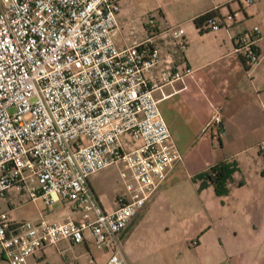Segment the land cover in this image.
Segmentation results:
<instances>
[{"label":"built area","instance_id":"2783aa9c","mask_svg":"<svg viewBox=\"0 0 264 264\" xmlns=\"http://www.w3.org/2000/svg\"><path fill=\"white\" fill-rule=\"evenodd\" d=\"M120 10V0H0V196L16 188L79 212L16 220L0 211V264H30L46 245L87 235L107 252L104 264H129L121 233L182 158L154 91L191 69L161 64L151 36L119 45ZM237 15L218 11L206 24L229 28ZM168 29L183 49V27ZM258 32L235 37L250 67ZM221 122L215 104L206 126L220 133ZM110 164L123 191L105 208L88 177Z\"/></svg>","mask_w":264,"mask_h":264},{"label":"crops","instance_id":"0c3cea01","mask_svg":"<svg viewBox=\"0 0 264 264\" xmlns=\"http://www.w3.org/2000/svg\"><path fill=\"white\" fill-rule=\"evenodd\" d=\"M253 1L255 2L247 8L243 6L242 0H205L199 3L185 19L172 24L180 25L184 29L186 46L183 49L177 47L172 39L166 38V27H160L158 32L150 31L152 42L159 50L161 64L168 60L180 69L189 67L191 71L185 74L182 80L162 83L160 89L154 91L156 97L160 98V110L182 158L168 171L154 197L144 206L145 209L157 201H162L161 194L170 182L179 176L189 178L197 189L199 183L205 180L196 177L198 173L223 161L233 166L226 182L228 191L224 194L215 192L213 200L216 202L207 197L203 198L202 202L204 206L213 205L219 208V215L214 216L215 224L221 226L227 222L235 230H224L219 246L208 245L205 240L208 228L202 230L196 244L185 247L188 250H185L188 255L185 264H264V155L259 149V142L264 138V26L254 24L259 27V37L256 41L260 53L258 63L247 68L241 56L234 50L235 37L249 30L246 20L254 14L262 13L264 1ZM129 2L130 0H120V23L125 17V6ZM212 8H218L221 13L239 9L242 12H238L236 20L229 28L213 31L211 41H194L196 36L203 37L210 31H200L193 18ZM160 14L168 23L167 14L162 10ZM183 22H191L192 27L184 28ZM155 26L150 23L148 28ZM130 32L131 30L129 34H124L121 24H118L117 43H131L134 37L130 36ZM158 72L156 68L154 73L158 75ZM215 104L221 106L220 133H217L214 127L206 126ZM203 188L200 194L215 191L212 183L205 184ZM17 190L11 188L7 194L17 193ZM55 202H59L60 206L45 213L49 218L79 217V212L69 204ZM116 205L115 200L110 207L103 204L105 208ZM142 210L121 233L129 264L136 261L124 245L132 237ZM85 242L86 240L73 243L62 239L56 244L46 245L34 256H30L28 262L104 264L107 258L104 249L96 247L99 251H92L89 247L79 250L74 248L75 244Z\"/></svg>","mask_w":264,"mask_h":264},{"label":"rangeland","instance_id":"374dc122","mask_svg":"<svg viewBox=\"0 0 264 264\" xmlns=\"http://www.w3.org/2000/svg\"><path fill=\"white\" fill-rule=\"evenodd\" d=\"M204 1L130 0L125 6L124 19L122 23L118 22V24H121L124 34H129L131 30L130 36L134 39H141V36L145 38L151 36L150 31L152 30L158 32L160 27L168 28L173 23L185 19L192 10L197 8V5L199 6V3ZM253 2L255 1L242 0L245 8ZM262 4V13L254 14L246 20L248 29H251L255 23L264 26V2ZM161 10L167 14L168 23L162 19ZM239 11L242 12L240 9ZM150 23L156 26L148 28ZM182 25L184 28H189L192 24L191 22H183ZM221 28L222 30L226 29L225 27ZM203 29L210 31V33L203 37L196 36L194 41H211L215 30L207 24L203 26ZM165 32H167L166 38L172 39L169 29H165ZM88 179L105 207H110L114 200L116 201L117 194L123 191V184L116 164H110L96 170L89 175ZM203 189L200 183L196 189L189 178L179 176L172 180L168 188L161 194L162 201H157L146 209L144 207L145 210H142L143 213L137 219L140 221L132 237L124 245L136 261L134 264H185L188 257L186 253L188 250L185 247H188L189 244L195 245L202 230L208 228L205 240L210 246H219L220 236L224 230H228V232L235 230L227 222L221 226H218V223L215 224L213 220L214 216L219 215V208L213 205L204 206V202H202L205 197L213 200L214 195H216L215 191L211 190V193L200 194ZM17 191V193H6L0 196V211H7L11 219L34 218L40 211L47 213L50 209L60 206L59 202L46 204L42 198L33 200L25 191ZM201 226L203 228H200ZM86 247L92 251L97 249L90 235L86 236L85 243L74 245L77 250L86 249ZM97 251L99 250L97 249ZM49 258L52 260L51 257Z\"/></svg>","mask_w":264,"mask_h":264},{"label":"trees","instance_id":"16d2710c","mask_svg":"<svg viewBox=\"0 0 264 264\" xmlns=\"http://www.w3.org/2000/svg\"><path fill=\"white\" fill-rule=\"evenodd\" d=\"M217 14L218 8H212L196 15L193 18V22L200 31H204L203 26L210 18L216 16ZM242 60L248 68L249 65H247L243 58ZM232 170L233 166H231L230 163L223 161L209 166L205 171L198 173L196 177H202L205 179L200 183L202 186L207 183H212L217 194H224L228 191L226 182Z\"/></svg>","mask_w":264,"mask_h":264}]
</instances>
